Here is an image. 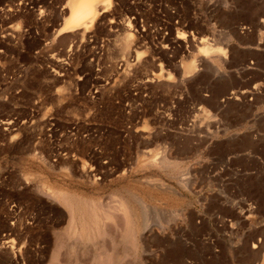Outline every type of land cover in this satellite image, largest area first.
Returning <instances> with one entry per match:
<instances>
[{
  "label": "rangeland",
  "instance_id": "rangeland-1",
  "mask_svg": "<svg viewBox=\"0 0 264 264\" xmlns=\"http://www.w3.org/2000/svg\"><path fill=\"white\" fill-rule=\"evenodd\" d=\"M68 2L0 0V264H264V0Z\"/></svg>",
  "mask_w": 264,
  "mask_h": 264
},
{
  "label": "bare ground",
  "instance_id": "bare-ground-1",
  "mask_svg": "<svg viewBox=\"0 0 264 264\" xmlns=\"http://www.w3.org/2000/svg\"><path fill=\"white\" fill-rule=\"evenodd\" d=\"M114 3V0H69V2H68V9H69V11H68V16H66V18H65V22H64V27H63V29H62V31H64V30H70V31H80V30H82L83 31V33H86L89 29H91L97 22H98V20H99V18H100V16H101V14H103L104 12H106L107 10H109L110 8H111V6H112V4ZM76 31V32H77ZM81 31V32H82ZM67 32V31H66ZM71 32V33H72ZM88 33V32H87ZM81 34V33H80ZM86 36V35H85ZM119 38V37H118ZM132 41H133V35L132 34H130V33H128L127 32V34H125V36H123V38H122V51L123 52H127V51H129L130 52V49H132ZM137 52V51H136ZM222 52H226V50L225 49H222V48H220V47H217V46H215V45H212V44H209V43H206V44H204L200 49H199V56H201V57H208V56H211V55H214V54H221ZM225 55V54H224ZM140 56H141V54H139L138 53V58H140ZM220 56V55H219ZM212 57V56H211ZM216 57V56H215ZM195 60L193 59H191L190 61H187L186 63H184V66H183V71H184V74H189V73H191V72H194V70L196 69V64H195ZM192 75V74H191ZM189 76V75H188ZM10 124V123H9ZM164 162V164L165 163H167L168 164V162L165 160V161H163ZM150 164V163H149ZM163 164V163H162ZM147 165H148V163H147ZM154 165V164H153ZM159 179V178H158ZM157 178H156V181H159L158 183H160V185H161V187H165L164 185H163V183L160 181V180H158ZM153 180H154V178H153ZM152 180V181H153ZM151 181V180H150ZM155 180H154V183L156 182ZM158 183H156V185H159ZM182 183V182H181ZM184 185V184H183ZM168 189V188H167ZM170 189L171 188H169L168 190H169V192H170ZM54 191V190H53ZM58 192V191H57ZM56 191H54V193L52 192L51 194H54V195H56V197L57 196H59V193H57ZM64 192V191H63ZM172 192V191H171ZM61 195H65V194H61ZM170 195V194H169ZM175 195V194H174ZM63 196H61V197H63ZM66 196V195H65ZM116 196V195H115ZM118 196V195H117ZM116 196V197H117ZM54 198H55V196H53ZM67 197V196H66ZM69 197V196H68ZM71 197H73V196H71ZM71 197L70 198H68V199H71ZM115 197V198H116ZM106 198V197H105ZM118 198V197H117ZM55 199H57V198H55ZM54 199V200H55ZM61 199V198H60ZM73 199H75V198H73ZM109 199V198H108ZM112 200H113V198H112ZM111 200V201H112ZM64 201H67L68 202V200H67V198H66V200H63V202ZM73 200H71V202H72ZM77 201V200H76ZM81 201H82V199H81ZM81 201H79V202H81ZM92 201V200H91ZM117 202H118V204L119 205H117V208L116 207H114V206H112V205H115V204H109V205H99V207H100V209L98 208L97 209V207H96V204L95 203H93V201L92 202H90V201H87V202H90V203H92V205H90V209L89 210H87V211H89L88 212V214H89V220L91 219V221H92V223L95 225V224H97L98 223V217H103V220H105V218L104 217H106L107 219L109 218V217H112V215L114 214V212L116 211V210H118V211H120V212H122V216L121 217H123L124 218V216H125V219H123V220H127L126 222L127 223H129L130 222V219H133V218H131L132 217V215H131V213H130V210H129V208H128V204L126 203V204H124V199H122V200H119V199H117L116 200ZM116 201H113V202H116ZM71 202H68L69 204L71 203ZM75 202V201H74ZM75 203H77V202H75ZM83 203L85 204V200L83 201ZM99 203V202H98ZM106 203V202H105ZM108 203V202H107ZM106 203V204H107ZM72 204V203H71ZM103 204V203H102ZM65 205H66V202H65ZM76 206H77V204H75ZM74 205V206H75ZM115 205V206H116ZM69 206V205H68ZM80 208V207H79ZM87 208V207H86ZM132 208V207H131ZM81 209V208H80ZM79 209V211L81 212V210ZM83 209H84V207H83ZM101 210H104L102 213H101V215L99 216V213H97V211L98 212H100ZM71 211H72V209H71ZM131 211H134V210H132L131 209ZM116 213V212H115ZM117 213H119V212H117ZM116 213V214H117ZM72 214V213H71ZM119 214H121V213H119ZM118 214V215H119ZM132 214H134L133 212H132ZM82 215H84V213L82 212ZM124 215V216H123ZM131 215V216H130ZM71 216V215H70ZM81 216V215H80ZM114 216V215H113ZM134 216V215H133ZM136 216V215H135ZM73 217V216H72ZM75 217V216H74ZM87 217V216H86ZM115 217V216H114ZM116 217H118V216H116ZM88 218V217H87ZM135 218V217H134ZM119 219V218H118ZM72 221H73V219H71ZM83 220H84V217H83ZM102 220V219H101ZM71 221V222H72ZM91 221H89V223H91ZM106 221V220H105ZM114 221V220H113ZM133 221V220H132ZM74 222H75V220H74ZM101 222V221H100ZM135 222V221H134ZM136 222H137V220H136ZM86 223V222H85ZM88 223V222H87ZM88 223V224H89ZM91 223V224H92ZM103 223V222H102ZM118 224V223H117ZM132 224V223H131ZM138 224V223H137ZM70 225H73V222H72V224L70 223ZM85 225H87V224H85ZM119 225V224H118ZM75 226V225H74ZM80 226H81V224H80ZM84 226V225H83ZM90 226V225H89ZM92 226V225H91ZM128 226H129V224H128ZM133 226V225H132ZM131 226V227H132ZM136 226V225H135ZM82 227V226H81ZM80 227V228H81ZM94 227H97L98 228V226H94ZM99 227H101V226H99ZM142 227V226H141ZM69 228H71V227H69ZM77 228V227H76ZM76 228H75V230H76ZM84 228V227H83ZM82 228V229H83ZM88 228H90V227H88ZM93 229V228H92ZM106 229V228H105ZM133 229H135V227H133ZM133 229H132V231H133ZM69 230V229H68ZM74 230V231H75ZM86 230H87V227H86ZM94 230H96L95 232H97L98 231V229H94ZM130 230V229H129ZM136 230V229H135ZM72 231H73V228H72ZM79 231H80V229H79ZM83 232H84V230H82ZM87 231H89V230H87ZM93 231V230H92ZM86 232V231H85ZM90 232V231H89ZM140 232V231H139ZM75 233V232H74ZM80 233V232H79ZM88 233V232H87ZM92 233H94V232H92ZM137 233V232H136ZM104 234V233H103ZM132 234V233H131ZM137 235V234H136ZM86 236H87V234H86ZM89 236V235H88ZM126 236H129V234H126ZM125 238V237H124ZM132 241V240H131ZM129 242V241H128ZM106 254V253H105ZM107 258V257H106ZM111 258V257H110ZM99 259H101L100 257H99ZM104 259H105V257H104ZM107 259H109V258H107ZM103 259H101V261H102ZM105 261V260H104ZM98 262V261H97ZM107 262H109V260L107 261ZM113 262V261H112ZM102 264V263H101ZM104 264H106V261H105V263ZM109 264V263H108Z\"/></svg>",
  "mask_w": 264,
  "mask_h": 264
}]
</instances>
